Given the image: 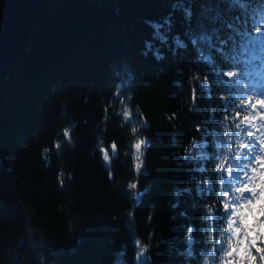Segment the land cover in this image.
Listing matches in <instances>:
<instances>
[{"label":"trees","instance_id":"obj_1","mask_svg":"<svg viewBox=\"0 0 264 264\" xmlns=\"http://www.w3.org/2000/svg\"><path fill=\"white\" fill-rule=\"evenodd\" d=\"M175 2L43 1L26 47L0 85V264H115L122 251L123 264H138L136 238L146 246L139 254L147 258L141 264H221L227 259L207 255L227 223L219 177L227 179L228 173L217 172L215 164L227 155V168L238 159L236 152L247 151L245 127L257 140L255 121H241L256 117L258 110L245 107L240 97L247 101L251 96L252 103L261 97L251 90L244 94L243 79L236 88L235 62L217 57L218 68L236 74L216 80L190 43L172 50V36L187 39L181 11L174 13L169 46L156 43L164 58L143 55L145 42L152 41L146 21L161 20ZM184 2L192 6L198 32L200 6L209 0ZM205 23L208 29L219 27ZM250 31L258 34L256 27ZM227 35L222 31L220 39ZM229 79L233 83L225 94L223 82ZM233 101L236 107L225 110V102ZM125 105L133 114L128 121L120 114ZM237 107L244 108L240 118ZM137 108L142 119H137ZM145 123L148 127H141ZM225 125L239 135L225 134ZM133 126L148 141L142 145L139 175L131 148L137 138ZM65 127L71 144L64 138ZM218 136L224 151L205 160L196 145L206 141L211 153ZM100 140L109 150V164L101 158ZM113 142L115 156L108 147ZM205 181L214 186L198 187ZM133 182L136 190L127 187ZM235 195L233 190L224 203Z\"/></svg>","mask_w":264,"mask_h":264},{"label":"snow or ice","instance_id":"obj_2","mask_svg":"<svg viewBox=\"0 0 264 264\" xmlns=\"http://www.w3.org/2000/svg\"><path fill=\"white\" fill-rule=\"evenodd\" d=\"M200 7V19H198L196 25L199 29L198 32L192 26V6L186 4L184 0H176L171 5L172 12L161 20L146 21L152 28V41L145 42L143 55L147 56L151 53L157 60L164 58L161 48L156 47V43L158 42L161 46H169V34L173 26L174 13L181 11L187 24L184 33L187 39L181 38L179 35L172 36V50L187 49L190 43L194 47L199 60L206 66H210V70L213 72L216 80H219L221 76L231 78L236 74L233 71H224L218 68L217 57L221 61L235 62V66L239 70V76H237L235 81L236 88L239 89L241 79H243L246 84L242 90L244 94L251 90L257 96L264 97V71H262L264 69V0H217L216 3H212L209 0V2L202 4ZM205 22L219 25V27L208 29ZM252 27H256L257 35H252L250 31ZM224 30L227 31L228 35L225 39H220V34ZM229 48H231V53H229ZM209 79L211 80L212 77ZM223 83L225 85V94H227L230 91L228 85L232 84L233 81L229 79ZM202 88H208V84L203 83ZM127 99L130 100L131 96ZM240 101L245 107L251 104L253 111L258 107L264 108V98L259 99L256 103H252L251 96H248L247 101L243 100L241 96ZM231 107H236L235 101L232 104L225 102V110ZM243 111V107H237L235 116L240 118ZM135 112L137 119H142L138 108ZM132 115V112L126 114L127 118L124 120L128 121ZM257 118L259 121L264 122V112H257L256 117L244 116L241 123H250ZM228 119V115L223 117L224 121ZM250 126L256 127L254 123H251ZM141 127L147 128L148 125L145 123ZM235 127L239 129L240 124H236ZM261 127H264V124ZM139 131L140 128L134 135L137 138L139 137L137 135ZM241 131L249 137L247 151L243 155L241 152H236L235 156L238 159L229 163L227 168L224 167V161L228 159L227 155H222L220 162L215 164L217 172L228 173L227 179L223 175L219 177L221 185L220 205L227 215V223L223 231L217 233L219 239L214 241L213 251L207 255L213 259L216 258L217 253L222 254V257H227L226 260H221V264H257L258 256L259 264H264V246H262L264 245V157L257 154V145L260 150H264V140L253 139L255 132L248 131L247 127ZM224 132L229 136L239 135V133L232 132L228 125L224 126ZM261 135L264 136V133H261ZM137 138L131 145V148L134 149L132 152L134 169L139 175L143 163L141 157L144 155L142 145H146L148 141H141ZM216 140L219 142L215 144L214 150L211 153L205 150L207 148L206 141H201L199 145H196L199 155L205 160L210 155L212 158H215L218 153L224 151L223 139L218 136ZM108 147L111 150V156H115L117 144L114 143ZM104 149L109 153L108 148L104 147ZM228 151L230 152L231 149H228ZM251 164L258 165V168L252 167V175L249 176L245 169ZM234 165V171L229 172L228 169L233 168ZM143 174L147 175L146 172ZM244 177H247V182H244ZM61 183L63 184V181ZM213 186V184L205 181V184L198 187L212 188ZM129 187L131 190H136L137 184L134 182L129 183ZM233 190L238 195H235L230 203H224V200L228 199L229 194ZM144 191H148V186H145ZM179 191L177 190L178 193ZM132 195L138 201L139 194L133 191ZM229 210L230 214H228ZM212 212V207L207 208L209 225L212 223ZM192 232L193 228L189 227L187 234H191ZM228 233L230 235L226 237ZM212 238L210 235L209 239ZM225 238H227L226 249L224 245ZM233 239L235 240L234 244ZM140 251L141 254L144 252L142 249ZM188 254L191 255V253ZM122 256L123 251L118 254L115 264H123ZM142 259L146 261L147 258H142V256L138 255V264H141Z\"/></svg>","mask_w":264,"mask_h":264},{"label":"water","instance_id":"obj_3","mask_svg":"<svg viewBox=\"0 0 264 264\" xmlns=\"http://www.w3.org/2000/svg\"><path fill=\"white\" fill-rule=\"evenodd\" d=\"M44 0H0V85L7 69L28 43L33 20Z\"/></svg>","mask_w":264,"mask_h":264},{"label":"clouds","instance_id":"obj_4","mask_svg":"<svg viewBox=\"0 0 264 264\" xmlns=\"http://www.w3.org/2000/svg\"><path fill=\"white\" fill-rule=\"evenodd\" d=\"M121 103H123V101H121ZM130 113H131V109H130L127 105H125V106L123 107V109H122V111H121L120 114L123 116L124 119H126V118H127V117H126V114H130ZM138 130H139L138 127H132V128H131V133H132L133 135H135V133H136ZM62 131H63V135H64L65 140H67V142H68L69 144H71V143H72V140H71V135H70V128L65 127ZM137 139H139V140H141V141H146V138H143V137H138ZM134 142H135V141H134ZM114 143H115V142H113V143H111V144H114ZM55 147H56L57 149L60 148V143H59L58 141L55 142ZM97 147H99V149H100L102 160H103L106 164H109V163L111 162V161H110V154H109L108 152L105 151V149H104V145H103V141H102V140H100V141L98 142ZM48 151H49V149H48L47 147H45V148L43 149V152H44V153H47ZM113 151H115V149H113ZM60 175H61V177H62V176L64 175V173L61 172ZM111 176H112V173H111V171H109V178H111ZM127 187L130 189L129 184H128ZM128 215H129V217L131 218V217L133 216L132 211H129ZM134 244L139 248V250H141V249H142L143 251L146 250V246H143V245H142L141 240H140L139 238H136V239L134 240ZM139 254H141V251H139V253H138L137 255H139Z\"/></svg>","mask_w":264,"mask_h":264},{"label":"rangeland","instance_id":"obj_5","mask_svg":"<svg viewBox=\"0 0 264 264\" xmlns=\"http://www.w3.org/2000/svg\"><path fill=\"white\" fill-rule=\"evenodd\" d=\"M257 109H258L259 111L264 112V108H260V107H258ZM255 123H256V125H257V129H258V135H257L258 140H264V136L261 135V133H264V127H261V125L264 124V122L259 121V119L257 118V119L255 120ZM257 154H259V155H261L262 157H264V150H260L258 145H257ZM252 167H257V168H258V165H256V164H251L250 166H248V167L245 169V170L248 172V175H249V176L252 175V173H251V168H252ZM244 182H247V177H244ZM237 186H241V185H237ZM236 195H238V194L236 193Z\"/></svg>","mask_w":264,"mask_h":264}]
</instances>
